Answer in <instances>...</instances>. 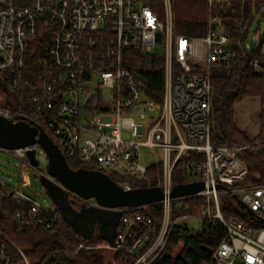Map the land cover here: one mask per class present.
Here are the masks:
<instances>
[{
    "label": "built area",
    "instance_id": "2783aa9c",
    "mask_svg": "<svg viewBox=\"0 0 264 264\" xmlns=\"http://www.w3.org/2000/svg\"><path fill=\"white\" fill-rule=\"evenodd\" d=\"M40 29L46 31L44 65L52 69L44 73L28 69L30 40ZM248 48V43L240 49L235 46L217 16L208 18L204 35L175 33L171 0H163L162 17L149 0H0V84L17 104L5 105L0 93V116L13 122L39 118L63 154L127 178L145 176L149 166L141 161L142 148L157 149L161 155L165 198L112 208L121 212L113 243L81 241L77 251L106 248L114 255L123 254L128 264H152L172 234H191L190 221L200 219L207 225L219 222L225 229L212 251L216 264H264V227L260 226L264 223V182H245L249 166L243 152L248 145H215L211 140V71L229 68ZM131 49L164 54L161 102L146 96L136 74L124 64V51ZM253 66L264 72V59L254 60ZM125 131L129 138L123 137ZM259 141L264 142V132L252 145ZM31 149L36 150L38 160L45 155L37 144L0 147L38 169L27 157ZM190 152L203 154V159L190 162V169L195 175L192 182L202 181L204 190L170 198L175 167ZM39 172L66 190L73 201L100 207L96 200L64 187L47 171ZM121 186L132 189L128 183ZM223 194L239 197L254 212L247 214L257 223L226 218L220 208ZM196 197L205 202L199 214L173 217L174 201ZM6 201L21 205L11 215L16 232L69 224L56 206L42 205L0 179V211ZM156 204L163 207L162 221L152 228L148 207ZM60 252L53 248L32 258L0 227V264H74L60 258Z\"/></svg>",
    "mask_w": 264,
    "mask_h": 264
},
{
    "label": "trees",
    "instance_id": "16d2710c",
    "mask_svg": "<svg viewBox=\"0 0 264 264\" xmlns=\"http://www.w3.org/2000/svg\"><path fill=\"white\" fill-rule=\"evenodd\" d=\"M150 5L162 17L163 0H149ZM173 27L177 34L201 36L206 32L207 21L210 16H217L225 31L231 36L235 46H245L248 43L249 31L255 21V14L264 10V0H171ZM46 31L40 29L37 36L30 40L28 64L30 72L44 73L51 68H46L44 59L47 57L45 44ZM256 46L241 51L240 56L227 69L211 71L212 79V113L210 116L211 140L215 145H248L243 152V158L249 166L245 182H264V142L257 145L252 142L260 138L263 129L255 136L248 135L237 125L236 106L246 98H258L262 106L261 114L264 115V72L258 71L253 66L254 60L264 59V36L254 39ZM124 64L137 76L140 87L147 97L161 102L165 82V57L163 53H142L138 50L124 51ZM0 93L4 97L5 105L16 107L15 98L9 94L6 87L0 84ZM42 128L54 141L56 139L39 118L24 120ZM64 156L73 170L100 171L110 177L114 182L122 185L128 183L132 189L161 187L162 165H151L143 178H127L116 173L98 168L94 164H86L76 157L69 156L64 151ZM203 159V154L190 152L176 165L173 173V184L188 183L195 180V175L190 169V162ZM232 195L220 196V208L226 218L232 216L230 198ZM69 199L73 209L80 212L81 203ZM181 205L172 203L173 217L183 213L199 214L204 205L201 197L186 198L179 201ZM21 208L5 202L0 211V227L8 230L9 235L32 258L41 255L53 248L61 250L60 258L75 264L77 257H85L99 262L97 249L85 250L77 247L81 241L99 243L103 239L94 234L85 238L76 233L75 228L69 223L51 230H26L16 232L11 224V215ZM58 212L62 211L56 206ZM161 204L149 206L148 211L153 219L152 228H158L162 221ZM248 215V214H246ZM64 216V215H63ZM250 217V215H248ZM65 218V217H64ZM68 222V221H67ZM260 226L264 223L260 222ZM225 235L224 227L219 223L202 222V227L192 229L189 235L176 233L169 237L167 245L161 255L152 264H216L212 251ZM177 250V251H176ZM114 255V254H113ZM114 264H128L123 254H115Z\"/></svg>",
    "mask_w": 264,
    "mask_h": 264
},
{
    "label": "water",
    "instance_id": "95a60500",
    "mask_svg": "<svg viewBox=\"0 0 264 264\" xmlns=\"http://www.w3.org/2000/svg\"><path fill=\"white\" fill-rule=\"evenodd\" d=\"M251 45L254 48L256 42L252 40ZM35 144L45 150L48 158L47 172L50 176L79 196L85 199L93 198L100 205L99 211L92 215L83 216L84 212L82 211L76 213L81 218L82 224L86 225V227L80 228L81 230H77L75 224L72 223L73 215H71L70 211L74 210L69 203L67 191L54 181L43 176V183L46 185L55 204L62 211L65 220L75 228L77 234L85 238L92 236L88 227L94 225L96 221L102 218L104 223L108 222L110 218H114L116 224H118L121 212L112 208L147 205L159 202L165 198L161 187L124 190L121 185L100 171L73 170L57 143L42 128L30 121L20 120L13 122L0 116V147L15 149ZM26 154L34 166H39L40 161L36 157L35 149L27 150ZM202 190H204L202 181L176 184L169 197L178 198L195 194ZM234 197L242 208L246 209L248 213L254 214L239 197L236 195ZM115 234L116 231L105 232L102 238L113 243Z\"/></svg>",
    "mask_w": 264,
    "mask_h": 264
},
{
    "label": "rangeland",
    "instance_id": "374dc122",
    "mask_svg": "<svg viewBox=\"0 0 264 264\" xmlns=\"http://www.w3.org/2000/svg\"><path fill=\"white\" fill-rule=\"evenodd\" d=\"M264 36V10L257 12L255 14V21L252 24V27L248 35V44L249 49H251V41L260 39ZM264 49V42H263ZM262 106L258 98H246L239 102L236 106V119L237 125L243 129L248 135L255 136L257 135L264 127V115L261 114ZM124 138H129L130 134L128 131L123 133ZM140 158L142 163L145 166H151L158 164L161 161V155L157 149L152 148H142L140 151ZM39 166L33 168L32 166L25 165L20 159L0 151V179L8 186L18 189L20 192L29 195L40 202L42 205L47 207L57 206L50 196L46 185L43 183V176L39 172V169L47 171L48 158L47 155L39 156ZM242 183H239L241 185ZM62 191V190H61ZM221 196H228L223 194ZM95 199H91L93 201ZM230 208L232 216L234 218L240 219L243 222L257 223L255 219L250 216L248 217L247 211L240 206L237 199L232 197L230 198ZM173 203L181 205L179 201H174ZM70 211L73 215L72 223L75 224L77 230L80 228L86 227L82 224L81 218L77 216V212ZM83 216H88L99 211L98 208L93 206L83 207L81 210ZM193 228L199 229L201 227L200 219H192L190 221ZM264 227V226H262ZM109 242L107 239L101 241L100 243L105 244ZM97 255L99 262H94L92 259L85 257H77L75 259V264H114L113 263V253L107 250L106 248L97 249ZM177 251V250H176Z\"/></svg>",
    "mask_w": 264,
    "mask_h": 264
},
{
    "label": "flooded vegetation",
    "instance_id": "af4514ba",
    "mask_svg": "<svg viewBox=\"0 0 264 264\" xmlns=\"http://www.w3.org/2000/svg\"><path fill=\"white\" fill-rule=\"evenodd\" d=\"M102 220H103V218L99 221H96L94 223V225L88 227V229H89V231H91L90 233L92 235L98 234L102 237L105 232L116 231L118 224H116V220L114 218H112V219L110 218V220L106 223H104Z\"/></svg>",
    "mask_w": 264,
    "mask_h": 264
}]
</instances>
